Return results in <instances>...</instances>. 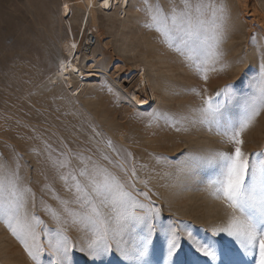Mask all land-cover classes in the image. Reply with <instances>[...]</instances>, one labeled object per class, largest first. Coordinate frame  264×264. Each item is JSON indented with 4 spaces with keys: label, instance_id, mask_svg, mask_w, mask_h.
Wrapping results in <instances>:
<instances>
[{
    "label": "rangeland",
    "instance_id": "rangeland-1",
    "mask_svg": "<svg viewBox=\"0 0 264 264\" xmlns=\"http://www.w3.org/2000/svg\"><path fill=\"white\" fill-rule=\"evenodd\" d=\"M174 2L179 6L180 0ZM216 2L225 9L222 56L209 65L214 70L207 72V81L189 66L185 56L145 26L144 0H132L126 16H119L116 8L96 9L99 39L93 52L103 70L82 86L74 80L71 91L63 82L49 78L64 57L63 43L72 41L71 35L78 39L88 26L94 28L90 22L85 25L87 12L79 0H0V162L9 169L18 166L20 183L35 193L34 211L49 230L54 232L58 224L44 204L60 210L55 195L73 198L53 167V159L62 160L61 153H67L69 167L78 169L82 166L78 154L91 156L123 177L124 173L103 159L108 155L114 161L122 160L107 147L108 140L132 153L136 187L148 191L160 209L157 228L171 223L182 233L187 230L208 237L214 227L226 223L230 210L210 194L208 186L214 169L202 164L184 168L181 161L190 152L232 150L208 125L198 122L195 109L201 100L197 91L206 89L207 95H214L232 85L238 94L228 109L233 115L240 98L253 91L264 57V0ZM160 3L166 10L170 7L169 0ZM116 65L122 70L115 72ZM143 71L158 85L159 100L152 102L145 96L140 101L131 96ZM181 117L195 123L181 120L173 127V121ZM176 127L188 130L177 132ZM243 139L246 153L264 150V113ZM140 199L147 203L144 197ZM63 226L73 243L81 246L84 233L79 227ZM41 239L47 243L46 236ZM221 239L231 243L226 236ZM82 258L81 253L73 255L77 262ZM42 261L54 264V257L44 253ZM109 262L126 264L115 252L105 258V264ZM0 264H34L2 222Z\"/></svg>",
    "mask_w": 264,
    "mask_h": 264
},
{
    "label": "snow or ice",
    "instance_id": "snow-or-ice-1",
    "mask_svg": "<svg viewBox=\"0 0 264 264\" xmlns=\"http://www.w3.org/2000/svg\"><path fill=\"white\" fill-rule=\"evenodd\" d=\"M169 5L166 10L160 0L154 3L144 0L143 10L148 17L145 26L154 29L169 47L185 56L189 66L207 81V72L214 70L209 65L222 56L224 6L216 0H180L179 6L169 0ZM252 40L256 42L255 36ZM197 95L201 100L195 109L198 122L208 125L209 130L233 147L231 151L207 154L190 152L181 164L184 168L202 164L214 169L208 186L210 194L230 210L226 223L214 227L208 237H198L187 230L182 233L171 223H161L157 228L160 209L148 191L137 189L132 153L108 140L107 147L122 160L114 161L108 155L103 159L124 173L123 177L91 156L78 154L82 165L78 169L69 167L71 160L67 153H61L62 160L53 159V167L73 196L72 200H66L55 195L60 210L44 204L45 211L58 224L53 232L35 213V193L30 186L21 185L18 166L9 169L0 162V222L21 243L34 264H43L44 253L52 254L54 264H105V258L114 252L126 264H264V150L252 153L243 150L244 133L264 113V57L259 64L257 83L235 105V115L228 111L238 95L232 85L214 95H207L206 89L203 93L197 91ZM181 120L195 123L181 117L172 126ZM182 130L187 131L188 127H176L177 132ZM65 168L68 170L61 171ZM143 183L147 186V181ZM68 223L84 233L81 246L66 234L63 225ZM42 235L47 237L46 244ZM223 236L230 238L231 243L222 240ZM76 252L83 254L79 262L73 259Z\"/></svg>",
    "mask_w": 264,
    "mask_h": 264
},
{
    "label": "bare ground",
    "instance_id": "bare-ground-1",
    "mask_svg": "<svg viewBox=\"0 0 264 264\" xmlns=\"http://www.w3.org/2000/svg\"><path fill=\"white\" fill-rule=\"evenodd\" d=\"M131 2L132 0H79V3L87 12V16L84 19L85 25L90 22V24L94 25V28L98 27L97 8L105 12L116 8L119 16H126ZM71 39L72 41L67 40L63 43L62 47L64 57L61 59L58 66L55 68L54 73L49 78L55 83L59 81L63 82L66 86H68V89L70 88V90L73 86H75L74 80H79L81 82L80 85L82 86L85 81L98 77L103 70L101 68L102 65L98 64L99 56L97 54L92 51L89 55L81 56L78 48H76L78 40L73 35H71ZM121 70L122 67L116 65L115 72ZM136 80V85L133 86V91L130 92L132 97H139L138 100L140 101L143 100L145 96L152 102L159 100L160 96L156 91L158 85L149 81L145 71L140 72L139 77ZM77 85L79 86V84Z\"/></svg>",
    "mask_w": 264,
    "mask_h": 264
},
{
    "label": "built area",
    "instance_id": "built-area-1",
    "mask_svg": "<svg viewBox=\"0 0 264 264\" xmlns=\"http://www.w3.org/2000/svg\"><path fill=\"white\" fill-rule=\"evenodd\" d=\"M98 39V32L95 28L88 26L87 28L83 29L82 33L77 39L78 41L76 46L80 52V55L85 56L91 54L95 46L98 44Z\"/></svg>",
    "mask_w": 264,
    "mask_h": 264
}]
</instances>
